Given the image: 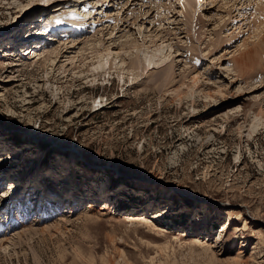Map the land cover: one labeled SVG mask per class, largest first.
Here are the masks:
<instances>
[{"label": "rangeland", "instance_id": "rangeland-1", "mask_svg": "<svg viewBox=\"0 0 264 264\" xmlns=\"http://www.w3.org/2000/svg\"><path fill=\"white\" fill-rule=\"evenodd\" d=\"M196 1L0 0V264H264V31Z\"/></svg>", "mask_w": 264, "mask_h": 264}, {"label": "bare ground", "instance_id": "bare-ground-1", "mask_svg": "<svg viewBox=\"0 0 264 264\" xmlns=\"http://www.w3.org/2000/svg\"><path fill=\"white\" fill-rule=\"evenodd\" d=\"M57 1H59V0H57ZM60 1H69V0H60ZM82 1H84V0H82ZM109 2H108V4L109 3H113V1L114 0H108ZM116 1V0H115ZM128 1V0H127ZM131 1V0H130ZM150 1V0H149ZM187 1V0H186ZM198 1V0H197ZM196 1V2H197ZM203 1V0H202ZM217 1V0H216ZM219 1V0H218ZM237 0H223V2L219 5V9L217 10V12L219 11V10H223L224 11V7L227 5V4H232L231 6L233 7L237 2H236ZM252 1H254V2H252V4L255 6V8H254V10H252L253 12H254V15H253V18H254V24H255V27H256V30L258 31V33H261V31H264V29H263V25H264V2L263 1H261V0H252ZM123 2V1H122ZM158 2V1H157ZM206 2H208V4L207 5H210V7L208 8L209 10L206 12V16H208L209 17V14H210V12L211 11H213V6H211V4H213V2H215V0H210V1H206L205 0V3ZM220 2V1H219ZM229 2H231V3H229ZM244 2V1H243ZM182 3V2H181ZM181 3H180V5H181ZM186 3H189V2H186ZM195 3V2H194ZM200 3H201V1H200ZM199 3V6L201 7V6H203L202 4H200ZM249 3V2H248ZM86 4V3H85ZM124 4V3H123ZM167 4H168V2H167ZM196 4V3H195ZM38 5V4H37ZM120 5V4H119ZM125 5H126V3H125ZM124 5V6H125ZM153 5V4H152ZM169 5V4H168ZM187 5V4H186ZM190 5V4H189ZM206 5V4H205ZM103 6V5H102ZM112 6V5H111ZM156 6V5H155ZM166 5H161V6H158V9H160V10H162L164 7H165ZM195 6V5H194ZM94 7V6H93ZM93 7H92V9H93ZM150 7H151V3H150ZM153 7H154V5H153ZM171 6H169L168 8H164V11L162 12V13H165V14H162L161 13V16H164V17H162V18H164L166 21H168V25H170L171 26V24H172V22H176V20L174 19H172L174 16H169V14L168 13H170V12H168V13H166V11H169V9H172V8H170ZM84 8V7H83ZM162 8V9H161ZM182 9L184 8V6L183 7H181ZM120 9V8H119ZM121 9H123V6H122V8ZM157 9V8H156ZM186 9V8H185ZM227 9V8H226ZM105 10V9H104ZM210 11V12H209ZM119 12V11H118ZM149 12V11H148ZM174 12V11H173ZM179 13V12H178ZM149 14V13H148ZM147 14V15H148ZM167 14H168V16H167ZM181 14H183V11H182V13ZM216 14V13H215ZM214 14V15H215ZM217 14H219V13H217ZM216 14V15H217ZM159 15H160V13H159ZM156 16H157V14H156ZM185 16V15H184ZM145 17V16H144ZM147 23V22H146ZM175 24V23H174ZM160 26V25H159ZM115 27V26H114ZM161 27V26H160ZM157 27V31H160V30H162L163 29V27ZM254 27V26H253ZM167 29V28H166ZM152 30V29H151ZM180 30V29H179ZM114 31V30H113ZM112 31V32H113ZM156 31V30H155ZM154 31V32H155ZM112 32L110 33V34H112ZM252 32H253V30H252ZM252 32H251V34H252ZM150 33H152V31L150 32ZM158 34L160 33V32H157ZM153 37H159V36H157V34L155 35V36H153ZM251 37L252 38H257V40L259 41V42H257L255 45L253 44V45H251V46H253V48H249V49H247L246 51H243V52H241L240 53V51H239V61L237 62L236 61V58H233L232 60H231V62L233 63V65H234V67H235V65H237L239 62H240V60L242 61V64H241V62L239 63V65L237 66V67H241V66H243V67H245V64H247V62H250L251 61V65H250V68H248V64H250V63H248L247 65H246V67L245 68H237V72L239 73V76H242V75H244V74H246L247 72L249 73V70H252L251 68L252 67H255V66H257V64H262V55H264V34H261V36H258V35H256L255 33H253V35H250L249 34V37H248V39H251ZM161 38H162V40H164V38L165 37H163V36H161ZM152 39V38H151ZM161 40V39H160ZM159 40V41H160ZM47 41H48V39H47ZM135 41V40H134ZM166 41V40H165ZM129 42V41H128ZM133 42V41H132ZM150 42V41H149ZM245 42V41H244ZM242 43V45L241 46H244L245 45V43ZM127 43V42H126ZM135 43V42H134ZM131 45H133L132 43H130ZM244 44V45H243ZM134 45H137V44H134ZM138 46V45H137ZM143 46V45H142ZM157 46V45H156ZM208 46V45H207ZM240 46V47H241ZM262 46V47H261ZM129 47V46H128ZM127 47V48H128ZM140 47H141V45H140ZM154 47V46H153ZM246 47V46H245ZM244 47V48H245ZM249 47V46H248ZM130 48V47H129ZM131 48H134V47H131ZM191 49V48H190ZM240 49V48H239ZM133 50V49H132ZM131 50V51H132ZM136 50H137V48H136ZM244 50V49H243ZM135 51V50H134ZM31 52L32 51H30L29 53L31 54ZM137 52V51H136ZM135 52V53H136ZM174 52V51H173ZM176 52V51H175ZM178 52V51H177ZM28 53V54H29ZM140 53V52H139ZM138 52H137V54H135L134 55V58H132L131 59V61L129 62V68L130 69H138V68H148L149 67V65L151 64V62H150V60H152V57L150 56V54H149V56H150V58H147V57H145L144 56V59H141L140 57H139V54ZM53 54H55L56 56H54L55 58L57 57V54L58 53H56V52H54V51H51L50 53H49V56L51 55H53ZM100 54V53H99ZM132 54V53H131ZM133 54H134V52H133ZM175 54V53H174ZM253 54H255V57H256V55L258 56V60H256V59H251L252 58V55ZM103 55V54H102ZM127 55V54H126ZM131 56H133V55H131ZM178 56H180V55H178L177 54V57ZM102 57V56H101ZM100 57V58H101ZM155 57V56H154ZM153 57V58H154ZM247 59H248V61H247ZM264 59V58H263ZM246 62V63H245ZM143 63V64H142ZM99 65H100V63H99ZM90 66V65H89ZM102 66V65H101ZM88 67V66H87ZM87 67H85V71H86V73H87V75L89 74V75H91V76H97V75H99L100 73H101V71L100 70H97L96 69V71L95 72H92L91 70H89V69H87ZM236 68V67H235ZM100 69V68H99ZM102 69V68H101ZM232 70H234V71H236L234 68H232ZM199 72V71H198ZM193 74V75H192ZM197 74H199V73H193V72H189V75H190V77H188V78H190V81H191V86L192 85H194V84H196V81H197ZM201 74V73H200ZM199 76V75H198ZM165 77H166V74H165ZM167 82H165V79L163 80V83H162V85L161 86H163V87H166L167 86ZM181 85H184L183 84V82H181L180 84H179V86L177 87V88H175V92H176V94H177V97H178V95H180V91H179V89H180V86ZM181 90V89H180ZM183 94H181V96H182ZM190 95V94H189ZM260 113H263L262 112V110H260L259 111Z\"/></svg>", "mask_w": 264, "mask_h": 264}]
</instances>
